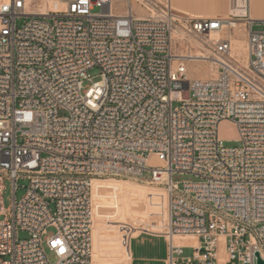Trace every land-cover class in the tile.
<instances>
[{"label": "built area", "instance_id": "obj_1", "mask_svg": "<svg viewBox=\"0 0 264 264\" xmlns=\"http://www.w3.org/2000/svg\"><path fill=\"white\" fill-rule=\"evenodd\" d=\"M240 1L221 19L169 0H122L121 13L116 0H0V264H92V183L107 178L164 189L166 264L264 262V20ZM238 21L241 63L224 37ZM192 51L214 77L189 78Z\"/></svg>", "mask_w": 264, "mask_h": 264}, {"label": "rangeland", "instance_id": "obj_2", "mask_svg": "<svg viewBox=\"0 0 264 264\" xmlns=\"http://www.w3.org/2000/svg\"><path fill=\"white\" fill-rule=\"evenodd\" d=\"M158 2H164V0H155ZM115 11L117 13H121L124 10L122 0H116ZM172 9H174L172 7ZM99 10L94 9V13H97ZM176 13L180 15H185L188 17L194 18V16L182 14L174 10ZM135 13L139 14V10L135 8ZM236 26L230 30H227L224 34V37L230 36L231 39H235L245 47V38H246V28L243 21L236 22ZM257 24H254L252 27L253 31L258 30ZM180 37L181 34L179 33ZM232 44V43H231ZM236 48V44L232 45V48ZM176 54H180V52L186 53V50L182 46L181 42H176ZM195 51H192L193 54ZM205 54V53H204ZM236 56V55H235ZM242 58V56H241ZM240 58V59H241ZM243 59V58H242ZM243 61V60H242ZM241 63V62H240ZM211 64L206 62H189L187 64V72L188 76L194 80H208L210 78V66ZM213 69V66H212ZM90 77L93 78V82L99 81L98 78V69H93L89 72ZM86 85H90V83H86ZM218 137L223 141V145L226 148H235L238 146L237 144V135L236 130L233 124L230 122H222L218 126ZM149 164L151 166H160L161 164L154 158H150ZM143 177L148 179L150 177L149 173H144ZM188 178H181L180 180H187ZM101 181H108L104 183H96L95 187L99 188H123L124 185L136 190V191H145L146 193H157L161 196H166L164 189L161 187H157L150 184H141L127 179H115V178H107ZM114 181H118L114 182ZM124 183V184H123ZM121 186H118V185ZM17 185L19 187L25 186V182L18 181ZM123 185V186H122ZM129 189V188H128ZM94 190V189H93ZM24 190L19 188L16 192V200H19L23 196ZM124 196V197H123ZM3 206L4 208H8L11 202L12 193L10 182L4 181V190H3ZM136 196H131V194H112L109 197H104L105 199H113L114 202L112 205L104 204L102 208H97L92 197V208H93V225H92V264H96L97 262H113L116 259H119L123 256L122 246L126 243L128 237L133 235L134 233L141 231H148L153 233L164 234V228L166 225V213L165 209L162 206L159 199H154L150 201L148 198H144L141 203L132 205V202L135 200ZM151 202H156L158 205L152 206ZM126 208V209H125ZM128 210V212H127ZM121 213H120V212ZM125 211V212H123ZM123 213V214H122ZM123 215V217L121 216ZM2 218H0L1 220ZM122 225H127L130 227L131 233L129 236L123 235L120 231V227ZM48 234L54 233V229L48 228ZM18 239L24 240L27 239V235L19 232ZM221 256H223L221 252ZM184 258L192 257V249L189 247V244L185 245V249L183 251ZM47 259L49 263H55V258L47 253Z\"/></svg>", "mask_w": 264, "mask_h": 264}, {"label": "crops", "instance_id": "obj_3", "mask_svg": "<svg viewBox=\"0 0 264 264\" xmlns=\"http://www.w3.org/2000/svg\"><path fill=\"white\" fill-rule=\"evenodd\" d=\"M173 10L179 13L194 16V18H228L232 8L231 0H169ZM248 16L251 20H264V0H248ZM222 37V36H221ZM124 184V183H123ZM118 185V184H117ZM121 186V185H118ZM123 186V185H122ZM129 188V189H128ZM131 194L135 200L132 205L141 203L144 198L150 201L159 199L167 212L166 196L157 193H146L136 191L126 185L123 188H99L95 187L92 192L96 207L102 208L104 204L112 205L113 199H105L112 194ZM124 197V196H123ZM143 202V201H142ZM152 206L158 203L151 202ZM126 209V208H125ZM120 212V211H119ZM125 212V211H123ZM128 212V210H127ZM121 213V212H120ZM123 214V213H122ZM121 216L123 217V215ZM120 231L123 235L129 236L130 227L122 225ZM123 249V256L113 262H97L96 264H166L168 247L163 234L141 231L128 237Z\"/></svg>", "mask_w": 264, "mask_h": 264}, {"label": "bare ground", "instance_id": "obj_4", "mask_svg": "<svg viewBox=\"0 0 264 264\" xmlns=\"http://www.w3.org/2000/svg\"><path fill=\"white\" fill-rule=\"evenodd\" d=\"M231 14H234V15H243L244 14V2L243 1H240V0H237V3H234L232 5V8H231V11H230ZM237 24H234V27L236 26ZM220 37L223 35H219ZM174 37L176 38L177 35H174ZM177 39V38H176ZM230 41L232 43V45L236 44V48H232L233 50V54L234 56L236 57V60H238L239 62H242V60L245 61V58H246V51L244 49V46L241 45V43L235 39H231L230 38ZM185 54L183 52H180V54H178V56L182 57L184 56ZM242 56V58H241ZM192 61L193 62H199L200 61H204V60H200V59H203L205 58V54L203 53H199L198 51H195L193 54H192ZM241 58V59H240ZM210 64V63H209ZM211 70H210V78L211 77H214L216 75V70L215 69H212V65H209ZM104 182H108V181H101V180H94L93 183H92V192H93V189H94V186L96 185V183H104ZM114 182H117L118 181H114ZM166 199H167V196H166ZM220 260H223L221 254H220Z\"/></svg>", "mask_w": 264, "mask_h": 264}, {"label": "water", "instance_id": "obj_5", "mask_svg": "<svg viewBox=\"0 0 264 264\" xmlns=\"http://www.w3.org/2000/svg\"><path fill=\"white\" fill-rule=\"evenodd\" d=\"M257 258V264H264V262L258 257V254L255 255Z\"/></svg>", "mask_w": 264, "mask_h": 264}]
</instances>
